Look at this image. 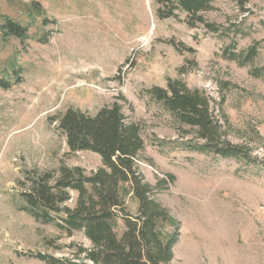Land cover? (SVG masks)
Masks as SVG:
<instances>
[{
  "label": "rangeland",
  "instance_id": "rangeland-1",
  "mask_svg": "<svg viewBox=\"0 0 264 264\" xmlns=\"http://www.w3.org/2000/svg\"><path fill=\"white\" fill-rule=\"evenodd\" d=\"M157 7L154 0H0V26L10 18L27 28L23 40L0 38V80L10 84L0 87V264H47L36 256L68 258L72 246H90L81 232L68 236L18 210L19 194L30 177L61 165L91 175L99 156L69 151L50 118L113 103L140 125L145 180L174 177L155 194L174 221L163 232L178 236L169 264H264V80L250 75L264 70V0H215L200 15L217 33L189 27L184 14L160 19ZM253 45L247 65L222 58L225 48ZM167 79L210 97L226 139L254 161L179 148V129L146 94Z\"/></svg>",
  "mask_w": 264,
  "mask_h": 264
},
{
  "label": "trees",
  "instance_id": "trees-1",
  "mask_svg": "<svg viewBox=\"0 0 264 264\" xmlns=\"http://www.w3.org/2000/svg\"><path fill=\"white\" fill-rule=\"evenodd\" d=\"M154 1L160 19H178L179 14H184L183 21L189 27L202 23L206 32L219 31L218 26L205 22L200 15L212 9L215 0ZM36 6V11L40 10L39 4ZM0 31V38L27 37V28L10 18L4 19ZM256 55L255 45L238 52L232 46L222 52V58L239 66L251 63ZM250 75L264 80L262 68H254ZM9 86V82L0 80V87ZM146 94L179 129L181 140L174 142L179 148L254 161L244 149L226 139L224 125L215 115L216 103L203 92L187 88L180 80L167 79L165 87L153 86ZM50 122L65 137L69 151L96 154L101 165L91 175H85L79 167L61 165L29 178L28 190L19 194L18 210L41 223L55 222L68 236L81 232L90 243L87 248L72 246L74 250L68 258L36 257L47 264H169L178 236L176 229L169 234L163 232L162 228L172 226L174 221L155 194L166 189L174 177L168 174L154 185L145 180L137 164L138 154L146 146L140 125L128 120L117 103L93 114L68 108L51 117ZM71 192L76 196L69 207L65 203L71 200ZM126 198L136 204L135 212L128 209Z\"/></svg>",
  "mask_w": 264,
  "mask_h": 264
}]
</instances>
